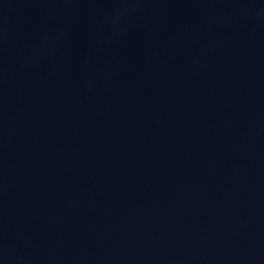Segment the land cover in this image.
<instances>
[{
  "label": "water",
  "instance_id": "obj_1",
  "mask_svg": "<svg viewBox=\"0 0 264 264\" xmlns=\"http://www.w3.org/2000/svg\"><path fill=\"white\" fill-rule=\"evenodd\" d=\"M0 264H264V0H0Z\"/></svg>",
  "mask_w": 264,
  "mask_h": 264
}]
</instances>
